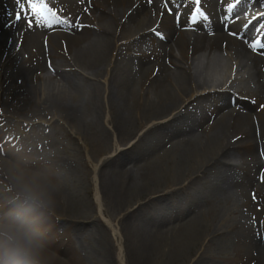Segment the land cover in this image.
Wrapping results in <instances>:
<instances>
[{
    "label": "bare ground",
    "instance_id": "6f19581e",
    "mask_svg": "<svg viewBox=\"0 0 264 264\" xmlns=\"http://www.w3.org/2000/svg\"><path fill=\"white\" fill-rule=\"evenodd\" d=\"M55 1L58 14L69 16L67 25L75 27L66 26L62 35L60 48L67 56L56 50L52 60L60 85L49 77L41 89L44 99L35 104L36 75L47 62L46 51L58 49L61 35L51 34L53 27L45 25L40 32L29 29L23 21L5 27L14 23L16 4L0 0V61L12 42L21 44V53L0 78V104L14 114L44 112L51 118L48 123L63 120L73 135L76 126L91 124L112 133L120 145L136 141L126 149L115 145L99 169L92 167L94 200L97 207L99 200L108 201L118 218L114 227L96 214L91 184L74 164L46 152L32 160L24 148L17 154L10 144L4 146L11 159L4 163L9 177L20 169L30 176L44 173L63 190L58 195L59 227L62 234L70 233L72 246L65 249L62 234L54 229L51 249L59 260L54 256L53 264L115 263L105 236L109 232L117 233V246L130 264H153L159 258L164 264H185L188 258L190 263L194 258L192 264H264V166L258 165L264 159V110L257 119L250 104L235 99L247 113L236 108L213 120L230 98L218 91L201 94L200 88L210 83L196 65L204 56L227 52L238 75L244 72L254 89V106H264V48H252L250 28L218 18L217 7L222 12L236 0H206L207 24H193L185 16L193 11L190 3L177 15L172 0ZM245 142L252 144L246 151ZM252 159L253 167L241 164ZM231 190L238 191L247 210L246 223H226L227 211H218L219 204L230 200ZM7 194L0 198V210L10 206L13 195ZM256 202L263 205L261 211L254 209ZM83 235L92 239L87 250ZM207 245L209 252L203 248Z\"/></svg>",
    "mask_w": 264,
    "mask_h": 264
},
{
    "label": "rangeland",
    "instance_id": "374dc122",
    "mask_svg": "<svg viewBox=\"0 0 264 264\" xmlns=\"http://www.w3.org/2000/svg\"><path fill=\"white\" fill-rule=\"evenodd\" d=\"M14 48H16V43L12 42L11 45L7 48V50L2 53V59L0 61L1 62L0 78L4 73V70L6 71L10 69L13 65L14 62L13 57L14 55H16V51L14 50ZM223 60L226 61L225 58H223ZM216 68H219L221 70L218 72L219 74H221V72L225 73V71L228 72L227 74H229L230 69H226V68L221 69L218 66ZM42 78H44V76ZM52 78L55 79V83L57 85H60V80L58 78L55 77ZM49 81H51V79L49 78V75H47L42 81H40V84L39 83L37 84L39 86V92H38V97H35V99H33V102H35V104L37 98L40 97L39 101L41 102L44 99L45 96L43 97L41 96L42 95L41 89L42 88L44 89V87L47 86ZM39 110L40 108L38 107V111ZM42 112L43 111H41V113ZM43 113L42 114L38 113L39 119H37V122H34L33 120L30 125L29 123L31 121V116L24 115V119L27 118L25 119L24 122L23 119L19 118V116L17 118L16 116L9 114L8 120L3 121L2 119L3 125L5 126V132L6 131L10 132L12 135L13 132L18 133L19 137L22 136V141H24L27 138L26 147L29 148L30 153H32V155L34 156H37L36 154L38 152H45V151L51 153H57L60 156H62L65 160H68L69 163L71 162L72 164H74V166L77 167L78 171L84 176L85 181L91 184L89 198L94 203V210L96 214L99 216L100 214L98 212L97 204L94 200L95 191L93 190V182H92V177L94 173H93L92 165L93 163L94 164L98 163V167L100 168V166L104 164L107 157L114 154L113 150L115 148V145L121 147V149H126L130 145H132L133 142H129L126 145H120L118 144L117 139L112 135V133L111 136L107 135L103 133L100 128L92 126L91 124H83L76 126L75 130L77 131V135L76 134L73 135V131L69 130L70 126L68 124H65L63 120H58V121L54 120V122L52 121L50 124L45 123V119L48 116L47 117L46 115L43 116ZM34 123H36V125ZM32 126H36V127L32 128ZM141 133L142 132L138 134L137 138L141 136ZM125 164L127 167L132 165L130 162H126ZM4 168L5 167H3V169ZM0 195L3 197L4 193H1ZM229 197L230 200L227 203H223L224 205L219 204L218 211L219 212L227 211L226 223H228L229 221H236L237 223L240 224L246 223L247 218L245 217L244 213L246 215L248 213L242 201L239 200L238 191L231 190V194ZM107 203L108 201L106 202V200L104 199L102 202L103 206L101 205L100 209L101 210L103 209V216L105 215L104 216L105 219L109 221V224L112 227H114V225L118 223V218L116 217L115 212L112 210L113 208ZM261 205L262 204L259 203L257 204V207L260 208ZM257 207H255L254 209H256ZM207 216H209V211L207 213ZM102 221H104L103 218ZM85 227H87V223H85ZM107 230L111 231L110 228H107ZM105 236L109 241L110 245L113 247L115 260H116L115 263L113 262V264H130L128 258L124 254V250L123 249L120 250L119 247L117 246V241L115 240L116 237L114 235L115 237L114 239L113 232H109ZM85 237L86 235H83L82 240ZM91 242L92 239L89 236H87L85 239L86 250L89 248ZM226 242L228 246L231 247L230 240L227 239ZM203 248H205L206 251L209 252V245ZM62 257H67V256L65 255ZM55 258L59 260V256L57 254H55ZM191 260L192 261L190 263L188 258L185 264L187 263L192 264V262H195L194 258H192ZM153 264H164V259L159 258L157 261H153Z\"/></svg>",
    "mask_w": 264,
    "mask_h": 264
},
{
    "label": "clouds",
    "instance_id": "9594fccd",
    "mask_svg": "<svg viewBox=\"0 0 264 264\" xmlns=\"http://www.w3.org/2000/svg\"><path fill=\"white\" fill-rule=\"evenodd\" d=\"M15 195L0 212V264H53L51 249L63 191L44 173L31 176L20 169L10 176Z\"/></svg>",
    "mask_w": 264,
    "mask_h": 264
},
{
    "label": "snow or ice",
    "instance_id": "6c2138e0",
    "mask_svg": "<svg viewBox=\"0 0 264 264\" xmlns=\"http://www.w3.org/2000/svg\"><path fill=\"white\" fill-rule=\"evenodd\" d=\"M152 0H149L151 3ZM195 9L190 17V20L193 24L198 23L200 20L207 21L209 17L206 13H204L200 7L202 0H194ZM241 0H236V3L229 9L231 12ZM16 11L14 15V23L5 25V27H12L15 23H20L23 21L27 24L28 28L31 29L34 26H38L40 24H45L49 27L52 26H71L75 27V25H66L67 18H58V10H54L51 7L50 0H15ZM171 11V9H169ZM9 16H12L13 13L9 12ZM264 15V13H261ZM258 17H253V19H257ZM248 23H251L249 21ZM233 35H238L237 33H233ZM253 49H257V46L264 48V44H261L260 41H255L251 45ZM264 54V53H261ZM255 199V195L253 196Z\"/></svg>",
    "mask_w": 264,
    "mask_h": 264
}]
</instances>
